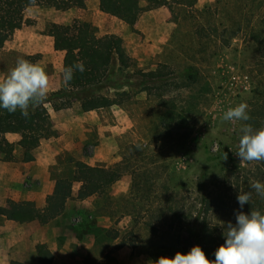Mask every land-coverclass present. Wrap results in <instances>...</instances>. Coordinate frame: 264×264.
Segmentation results:
<instances>
[{
	"label": "rangeland",
	"instance_id": "rangeland-1",
	"mask_svg": "<svg viewBox=\"0 0 264 264\" xmlns=\"http://www.w3.org/2000/svg\"><path fill=\"white\" fill-rule=\"evenodd\" d=\"M84 1L35 0L12 13L4 29L0 80L18 57L39 62L49 76L42 104L49 135L2 134L14 149L0 148V207H44L63 178L73 190L64 210L45 223L0 213V264H153L187 254L197 244L185 223L203 211L205 193L212 205L217 196L225 199L217 211H235L245 187L239 170L252 167L247 182L256 179L257 162L240 167L235 154L243 122L222 117L264 89V0ZM65 26L75 37L123 38L127 64L114 63L107 83L95 90L124 92L121 102L93 107L84 94L63 91L64 51L54 39ZM191 67L203 90L189 107ZM150 72L165 80L146 83ZM170 103L194 108L187 112L193 125L173 121ZM13 120V113L0 111V123ZM80 160L119 168L121 175L85 196ZM172 211L180 215L174 221ZM211 217L235 224L227 215Z\"/></svg>",
	"mask_w": 264,
	"mask_h": 264
},
{
	"label": "trees",
	"instance_id": "trees-1",
	"mask_svg": "<svg viewBox=\"0 0 264 264\" xmlns=\"http://www.w3.org/2000/svg\"><path fill=\"white\" fill-rule=\"evenodd\" d=\"M79 5L84 6V0H77ZM129 3H137L143 0H126ZM195 1V0H194ZM181 2V0L177 1ZM193 2V0H189ZM30 0H9L6 4L0 5V47L3 45L4 29L7 24L8 18L12 13L21 12L25 9ZM264 23V16L262 18ZM54 46L56 49L64 51V63L63 68L75 64L77 61L84 63L85 70L83 72L75 71L74 77L70 84L66 85L64 92H79L89 99L91 106L103 107L114 103H119L123 100L124 92H116L114 96L96 93L95 90H100L107 83L109 78V72L114 63H119L120 66L127 64L126 48L123 38L116 33H107L96 39L90 40L86 36L75 37L69 26L63 27L59 30L54 39ZM261 57L264 59V48L261 51ZM30 60V59H28ZM33 62L32 60H30ZM34 63V62H33ZM261 72H264V63L262 64ZM194 67L188 69L185 76L188 92H189V107L192 106V97L199 90H203L202 86L197 84L200 82L197 71L193 70ZM148 79L146 83L155 82L157 80H165L164 74L159 72L148 73ZM62 92V91H61ZM67 93V92H66ZM60 95V92L56 93ZM64 94V93H63ZM248 113L251 119L246 123H250L254 128L264 126V89L255 94L254 97L248 103ZM169 112L173 116V121L176 122L182 120L184 126L193 125V121L190 123L191 116L188 113H192L193 109L182 107L179 108L175 103H170L168 106ZM4 110L0 108V111ZM185 112V113H184ZM193 114V113H192ZM14 120L9 123H0V148L5 152H12V142L4 135L7 132H19L24 130L35 131L40 136L47 137L48 123L47 117L44 113L43 105L38 106L35 111H29V115L24 117L20 111L13 113ZM199 114H196L197 117ZM253 174L254 180L264 182V162H257ZM77 173L82 180L81 192L85 196H90L101 191L109 183L116 180L120 175L119 168H109L105 166L92 165L85 161L77 162ZM252 171V167H243L239 173L243 174L245 191L249 189V171ZM249 172V173H248ZM73 183L68 178H63L56 185L53 192L47 197V204L44 207H37L35 205H27L23 211L8 209L0 207V213L7 214L8 217H17L24 220L38 219L40 222L45 223L50 219L59 215L65 208L67 199L72 195ZM217 203L212 205V199L208 197V194L202 198L203 211H199L195 217H191L186 220L185 225L188 228L190 236L194 239L195 245H199L205 251L206 256L210 260L215 259V250L225 242L223 235L224 227L221 225L223 221H213L212 215L215 214L218 217L227 215L234 218L236 222V213L240 211L239 207H234L235 211H217L218 209H224L225 199L221 196L216 197ZM259 209L264 214V200L255 194L253 191L252 200L250 203L245 204L242 211L250 213L251 208ZM173 208L171 207V210ZM211 210V211H210ZM172 221L176 219V216H180L178 211H172ZM185 217V216H184ZM15 264H19L16 263Z\"/></svg>",
	"mask_w": 264,
	"mask_h": 264
},
{
	"label": "clouds",
	"instance_id": "clouds-1",
	"mask_svg": "<svg viewBox=\"0 0 264 264\" xmlns=\"http://www.w3.org/2000/svg\"><path fill=\"white\" fill-rule=\"evenodd\" d=\"M30 3L34 4L35 0H30ZM84 70L82 61L67 66L62 73L65 85L70 84L75 71ZM48 90L49 76L39 62L18 57L15 66L0 80V108L11 113L19 110L27 117L30 108L38 107L47 100ZM248 107L247 103L241 102L229 107L222 117L224 121L243 122L235 152L240 159V167L246 163L264 162V126L257 129L246 123L251 119ZM249 189H239L237 200L241 210L236 213L235 224L228 222L221 225L224 227L225 242L215 250L214 260L208 259L202 247L196 245L187 254L177 251L174 258L161 256L153 264H264V214L254 207L250 213L242 211L244 205L252 200L253 191L264 200V182L251 180Z\"/></svg>",
	"mask_w": 264,
	"mask_h": 264
},
{
	"label": "crops",
	"instance_id": "crops-1",
	"mask_svg": "<svg viewBox=\"0 0 264 264\" xmlns=\"http://www.w3.org/2000/svg\"><path fill=\"white\" fill-rule=\"evenodd\" d=\"M105 1V0H104Z\"/></svg>",
	"mask_w": 264,
	"mask_h": 264
}]
</instances>
